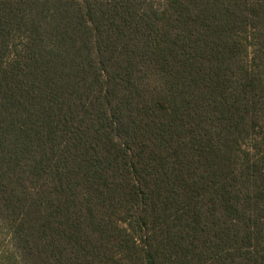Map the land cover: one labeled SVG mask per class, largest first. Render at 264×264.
Segmentation results:
<instances>
[{
	"label": "trees",
	"instance_id": "trees-1",
	"mask_svg": "<svg viewBox=\"0 0 264 264\" xmlns=\"http://www.w3.org/2000/svg\"><path fill=\"white\" fill-rule=\"evenodd\" d=\"M0 225L22 264H264V0H0Z\"/></svg>",
	"mask_w": 264,
	"mask_h": 264
},
{
	"label": "rangeland",
	"instance_id": "rangeland-1",
	"mask_svg": "<svg viewBox=\"0 0 264 264\" xmlns=\"http://www.w3.org/2000/svg\"><path fill=\"white\" fill-rule=\"evenodd\" d=\"M0 264H22L13 249L6 230L0 225Z\"/></svg>",
	"mask_w": 264,
	"mask_h": 264
}]
</instances>
